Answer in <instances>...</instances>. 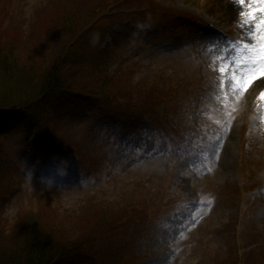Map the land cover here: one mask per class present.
Segmentation results:
<instances>
[{"label":"rangeland","instance_id":"1","mask_svg":"<svg viewBox=\"0 0 264 264\" xmlns=\"http://www.w3.org/2000/svg\"><path fill=\"white\" fill-rule=\"evenodd\" d=\"M141 1L151 16L130 15L132 7L124 13L118 3L120 16L104 42L108 65L99 53L98 60L61 71L74 87L89 85L85 90L92 92L107 72L129 83L146 77L143 92L131 84L111 87L141 101L136 111L61 102L50 119L70 140L73 151L65 155H44L38 144L30 152L20 119L1 136L14 166L0 178V245L21 250L36 214L62 243L104 232V242L85 244L72 256L75 264H97L79 258L89 252L107 257L103 247L116 236L83 209L92 199L124 210L116 224L127 237L125 248L112 264H264V65L251 62L258 50L243 47L258 49L264 0ZM96 5L0 0V44L42 77L68 14L76 32L89 27L83 18ZM141 110L151 118L133 117ZM253 231L261 237L248 236ZM245 247L248 252H240Z\"/></svg>","mask_w":264,"mask_h":264},{"label":"trees","instance_id":"2","mask_svg":"<svg viewBox=\"0 0 264 264\" xmlns=\"http://www.w3.org/2000/svg\"><path fill=\"white\" fill-rule=\"evenodd\" d=\"M98 1L100 5H96L93 9L87 11L85 15L87 17L83 18L88 19L90 24L89 27H85L84 29H81L84 26H79L78 31H81L80 34H78V31L75 32L73 19L68 14L69 16L64 20L65 23H63L60 39L56 43L57 45H52L54 46V50L51 53L54 55L51 58L52 62L42 77L37 76V68L33 64L27 63L28 66L22 63V60L17 56L11 57V55L5 53L3 49L5 48L4 45L0 44V178L6 176L11 166H14L13 162L12 164L9 163L2 151L1 136L4 135L5 131L12 128L17 119L21 120L26 131V143L30 152L32 146L38 144L40 152L44 155L54 153L65 155L67 152L71 153L73 151L70 140L67 138V134L64 133L65 129L60 127L61 124L54 125L50 119L51 110H58L60 112L59 107L61 102H74L75 100L80 103L89 102L92 108L97 104L105 103L109 108H113L120 114L121 112L128 114L132 110L136 111V108L139 107L138 104L141 101L136 104L137 101H133L130 91L122 92V90H118L114 93L111 91V87L114 83L122 86H130L131 84L132 87H139L143 92L147 89L146 83L143 81L146 78L144 76L141 79L138 78V81L135 83H129L130 78L127 79L121 73L111 77L107 72V77L95 84L98 87V91L92 92L85 90L89 85L74 87L73 83L68 81V75L64 76L61 73L62 70L64 72V68L66 67L80 65L85 61L98 60L99 53H103L104 64L108 65L110 57L107 55L104 42L117 24L120 14L116 15L117 12L115 10L119 2L123 6H126L122 7L124 13L132 7L135 11L131 12L130 15L135 14L137 17L145 16L146 18L152 15V9L149 11L148 6H142L141 0H115L111 1V4L108 0ZM146 1L153 5L157 0ZM103 20L107 23H105L106 25L103 29H100L98 25ZM6 39L10 41V36L6 35ZM18 87L20 89L14 91ZM35 87H38V89H35ZM130 89L132 90V88ZM139 89L138 92H140ZM15 92L21 95L18 99L12 97ZM159 92L162 93L163 90ZM134 116L146 117L149 115L141 110L140 112H135ZM115 131L117 130L115 129ZM35 151L34 149L32 152V161L35 155H37V151ZM247 190L250 191V188ZM93 201L92 199L87 201L89 203L83 209L90 216L101 218L98 226L104 227L103 230L106 229L105 231H108L114 228L113 234L116 237L114 240L108 239L106 245L103 247V251L105 252L103 254L107 255V257L101 256L96 258V260V255L89 252L86 256H81L79 259L83 263L97 261V264H112V262L120 261V258L122 259V254L120 253L125 248L124 243L126 240H123V238L127 237L121 233V230L118 233V225L120 223L116 224L119 221L116 217H119L120 213H124V210L118 211L115 209L114 211V208L118 206H115L112 202L105 201L106 207L103 204H91ZM34 215V217L31 216V219L34 218V223H31L33 227L28 232H23V235H25V245L21 250L15 252V249L10 250V246L8 245H0V264H64V262L65 264H75L76 262L72 259L74 250L81 249L92 242L101 243L105 240L103 232L100 236L92 239H89L91 236L86 235L81 240L75 241L76 245L69 242L62 243L57 240V235L53 236V233H48V228H46L43 222H38L36 214ZM115 218L114 226L107 227V224H110L108 221ZM258 235L261 237L260 233L253 231L248 236L259 238ZM243 240L251 247L250 250L254 248L251 246L253 245L252 242H248L246 239ZM244 251L248 252L246 247L240 249V252Z\"/></svg>","mask_w":264,"mask_h":264},{"label":"snow or ice","instance_id":"3","mask_svg":"<svg viewBox=\"0 0 264 264\" xmlns=\"http://www.w3.org/2000/svg\"><path fill=\"white\" fill-rule=\"evenodd\" d=\"M261 10H264V9H261ZM256 27L257 28H264V20H261L260 23ZM259 39H260V43L258 45V49L257 48H253V45H251L250 43H244L243 47L245 49H253L254 51L258 50L259 54L251 62L253 64L260 63V64L264 65V35H261L259 37ZM261 74L264 75V69H262ZM259 86L260 87H264V79L260 80Z\"/></svg>","mask_w":264,"mask_h":264},{"label":"bare ground","instance_id":"4","mask_svg":"<svg viewBox=\"0 0 264 264\" xmlns=\"http://www.w3.org/2000/svg\"><path fill=\"white\" fill-rule=\"evenodd\" d=\"M225 156L227 157V158H230V151L228 150L227 152H225Z\"/></svg>","mask_w":264,"mask_h":264},{"label":"clouds","instance_id":"5","mask_svg":"<svg viewBox=\"0 0 264 264\" xmlns=\"http://www.w3.org/2000/svg\"><path fill=\"white\" fill-rule=\"evenodd\" d=\"M32 175H33V171H30V173H29V179L30 180L32 179Z\"/></svg>","mask_w":264,"mask_h":264}]
</instances>
